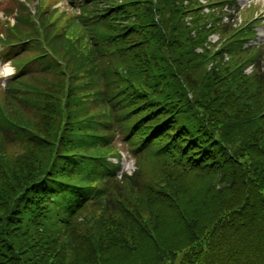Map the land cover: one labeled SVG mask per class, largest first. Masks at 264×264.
Returning a JSON list of instances; mask_svg holds the SVG:
<instances>
[{"label":"trees","instance_id":"1","mask_svg":"<svg viewBox=\"0 0 264 264\" xmlns=\"http://www.w3.org/2000/svg\"><path fill=\"white\" fill-rule=\"evenodd\" d=\"M54 1L37 3L40 36L0 0L7 40H43L0 89V264H264L251 28L225 0ZM119 139L136 166L120 180Z\"/></svg>","mask_w":264,"mask_h":264},{"label":"rangeland","instance_id":"2","mask_svg":"<svg viewBox=\"0 0 264 264\" xmlns=\"http://www.w3.org/2000/svg\"><path fill=\"white\" fill-rule=\"evenodd\" d=\"M239 5L240 6H243L245 4H248L250 2H255L258 4V8L261 7V9H264V0H237ZM36 2V1H35ZM35 2H32L33 5L35 6ZM60 4V3H59ZM234 18H235V22L236 24L235 25H238L239 23H241L243 20H244V15L241 11L237 12L236 10L234 11ZM0 18H1V11H0ZM233 25V26H235ZM218 33H215L213 34L210 39H211V42L212 41H215L218 37L217 35ZM254 43V42H253ZM256 43H263V46H264V26H260V27H257V38H256ZM198 51H200V49L198 48L197 49ZM2 59V58H0ZM10 71V68L8 67V62L5 63L4 67H0V75H5L7 73H9ZM2 82V81H1ZM3 83V82H2ZM123 143L121 142V140H118L116 142V145L117 147L124 151L125 153L128 154L127 151H125V148L124 146L122 145ZM112 160V159H111ZM130 163H131V160H130ZM130 163L129 165H127L126 169L129 170V166H130ZM174 264H178V261H176Z\"/></svg>","mask_w":264,"mask_h":264}]
</instances>
